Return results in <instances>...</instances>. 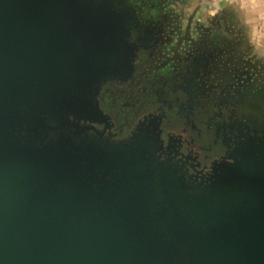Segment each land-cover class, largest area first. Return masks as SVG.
I'll list each match as a JSON object with an SVG mask.
<instances>
[{"label":"water","instance_id":"1","mask_svg":"<svg viewBox=\"0 0 264 264\" xmlns=\"http://www.w3.org/2000/svg\"><path fill=\"white\" fill-rule=\"evenodd\" d=\"M114 1L0 0V264H264V119L115 110L139 52Z\"/></svg>","mask_w":264,"mask_h":264},{"label":"flooded vegetation","instance_id":"2","mask_svg":"<svg viewBox=\"0 0 264 264\" xmlns=\"http://www.w3.org/2000/svg\"><path fill=\"white\" fill-rule=\"evenodd\" d=\"M114 2L139 52L131 79L139 98L195 110L238 139L256 130L253 122L264 119V0ZM240 19L251 35L244 48Z\"/></svg>","mask_w":264,"mask_h":264},{"label":"rangeland","instance_id":"3","mask_svg":"<svg viewBox=\"0 0 264 264\" xmlns=\"http://www.w3.org/2000/svg\"><path fill=\"white\" fill-rule=\"evenodd\" d=\"M240 22L242 24V29H243V33L244 35L242 36L241 39V47L244 48L246 41L248 42L249 46H250V31L248 30V24H246L244 22V20L240 19ZM263 35V31H261L260 33H258V36L261 37ZM259 49V47H258ZM242 50V49H241ZM243 55L245 58H247V54H245L246 52L243 51ZM245 52V53H244ZM140 97V93L139 90L136 86H134L133 89L131 90H126L124 91V95L119 94V92H117V94L114 96V101L115 104L114 105V109L117 111H122L125 112L127 110V107H125V105H129L133 100H137V98Z\"/></svg>","mask_w":264,"mask_h":264},{"label":"crops","instance_id":"4","mask_svg":"<svg viewBox=\"0 0 264 264\" xmlns=\"http://www.w3.org/2000/svg\"><path fill=\"white\" fill-rule=\"evenodd\" d=\"M255 38L258 40L259 39V37H257V35H255Z\"/></svg>","mask_w":264,"mask_h":264}]
</instances>
